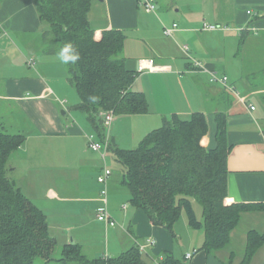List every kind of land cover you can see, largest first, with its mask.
Returning <instances> with one entry per match:
<instances>
[{
	"label": "crops",
	"instance_id": "obj_1",
	"mask_svg": "<svg viewBox=\"0 0 264 264\" xmlns=\"http://www.w3.org/2000/svg\"><path fill=\"white\" fill-rule=\"evenodd\" d=\"M212 5L213 11L208 15L189 3H184L182 10L177 0H155L154 11L146 10L141 0L92 1L88 19L95 36L113 28L123 31L120 54L125 67L135 73L131 89L144 95L147 106L144 112L119 113L112 120L107 130L111 145L107 155L115 160L113 149L134 148L173 114L187 119L195 112L203 113L209 124L202 145L214 147L215 117L222 113L229 147L224 204H263L264 65L256 64H264V0H218ZM203 22L218 27L204 29ZM165 27L172 28L170 34L164 32ZM39 30L34 0H0V62L7 60L6 75L0 73V90L2 87L6 91L0 92V100L12 101L22 108L33 129L0 122L8 132L25 134L22 146L8 160H13V179L21 191L34 172L39 175V168L53 170L58 163V228L63 232L67 228L80 230L83 235L74 242L80 250L88 249V257L83 255L87 260L98 259L102 263L105 257H116L144 244L145 250L139 251L144 264H241L248 233L264 231L263 209L250 207L242 211L229 233L227 246L208 252L203 247L204 231L190 228L185 214L169 230L154 225L143 209L133 205L116 160L118 171L112 173L106 184L98 181L104 166L102 157L88 147L86 136L102 139L104 124L96 127L89 114L76 107L80 99L68 79L66 64L57 55L43 52ZM15 50L28 58L35 57V68H28L31 66L22 59L12 61ZM256 55L258 62L254 63ZM124 120L134 128L131 145H124L116 135ZM209 132H214L213 138L208 137ZM37 149L41 151L40 163ZM65 174L67 179L63 178ZM104 188L106 196L101 193ZM50 193H55L52 188L47 190ZM104 208L115 225L97 215ZM59 215L74 217L75 225L62 227L59 222L63 217ZM256 217L262 223L260 229L252 221ZM242 222L248 223V227L236 235ZM96 227L101 235V231L108 235V254H100L101 241L96 244L84 236L92 234ZM59 236L63 246L72 241L64 233ZM150 240L153 243H148ZM187 252H193L189 259L184 258ZM259 252L263 256L258 264L264 262L262 245L249 264Z\"/></svg>",
	"mask_w": 264,
	"mask_h": 264
},
{
	"label": "trees",
	"instance_id": "obj_2",
	"mask_svg": "<svg viewBox=\"0 0 264 264\" xmlns=\"http://www.w3.org/2000/svg\"><path fill=\"white\" fill-rule=\"evenodd\" d=\"M92 1L34 0V6L43 52L57 55L65 44L79 52L75 64H66L68 79L80 99L76 107L86 111L91 122L101 128L100 111L113 108L117 113H136L146 111L147 106L144 95L131 89L135 73L125 67L120 54L123 31L113 28L95 36L88 19ZM90 97L98 99L92 102ZM215 118L214 147L201 144L209 124L203 113L195 112L187 119L173 114L134 148L113 149L132 204L143 209L154 225L169 230L183 212L190 228L204 231L203 247L208 252L227 246L242 211L250 207L264 210V203L224 204L229 147L225 117L218 113ZM24 140V135L0 126V264H34L36 258L48 261L56 247L46 214L10 176L13 168L9 156ZM193 203L200 206L201 217ZM262 245L264 231H250L241 264H249ZM62 255L59 261L67 264H144L136 246L100 263L84 258L80 247L71 241L63 246Z\"/></svg>",
	"mask_w": 264,
	"mask_h": 264
},
{
	"label": "rangeland",
	"instance_id": "obj_3",
	"mask_svg": "<svg viewBox=\"0 0 264 264\" xmlns=\"http://www.w3.org/2000/svg\"><path fill=\"white\" fill-rule=\"evenodd\" d=\"M177 1H178V5H181L182 10H184V8H183L184 3H189L190 7H192V8H199L200 7V10L204 9L206 11V13L209 15V13H211L213 11V8H214L212 4L218 0H177ZM185 5L187 6V4H185ZM175 9H177V8H175ZM216 10H218V9L216 8ZM262 40H264V39H262ZM260 43H262V41ZM16 52H18V53H16ZM257 53L258 52H255V54H257ZM30 57L35 59V57H32V56H30ZM11 58H12V61H14V62L16 60L20 61L21 59L23 61H26L28 59V56L25 55L24 53L19 52L18 50H15V54ZM6 61L7 60L0 62V70H3V71H0V73H3L4 75H6V73H7V69L5 67L6 63H7ZM255 62H258L257 55H256V58L254 60V63ZM3 63H4V65H3ZM26 64H27V61H26ZM261 65H264V64L263 63L262 64L257 63L256 67H259ZM28 68L34 69L35 66L33 65L31 67H28ZM66 70H67V66H66ZM55 71H58V65L55 66ZM9 73H10V70H9ZM62 73H63V70H62ZM0 92L3 93L6 91L1 87ZM74 92H75L77 98H79L75 89H74ZM65 106H67V104ZM21 111H23V109L14 105V103H12V101L6 102L5 100H0V122L1 121L4 122V125H6V126H8V125H13L15 127L23 126V127H25V129H27V128L32 129V127L29 123V119L27 118L26 114L24 112H21ZM104 111L105 112H112L113 111L114 112L113 119L119 115V113H117V111L115 112L113 108H110V109H107ZM118 122H120V121H118ZM124 122H125V120L123 121L122 127L117 129L116 135H117V137H119L123 141L124 145H127L130 143L131 139L133 138L132 133L134 131V128L132 127V125H127ZM26 125H28V127ZM110 125H112V124H110ZM105 129L106 128H104V133H105ZM213 135H214V132L213 133L209 132L208 137L210 138V136H211L213 138ZM108 136L110 137V133L108 134ZM103 137H104V134L102 136V140H103ZM201 141H202V139H201ZM109 145H110V139H109ZM129 145H131V144H129ZM36 151L38 153V163H40L41 161L39 160V153L41 151L38 149ZM12 161L13 160H10L8 162L10 166L12 165ZM103 165H104V162L102 160L101 166H103ZM106 165L110 169L111 175L113 172L118 171L119 165L113 159V157L110 158L109 154L106 155ZM50 169H51L50 167L39 168V170H40L39 175L38 176L35 175V172H34L32 174V180H29V182L25 184L24 187H26V188H23L24 192L22 191L23 193H25L27 195L28 198L32 199L44 211V213L47 216L49 233L56 238V247H55L54 253L52 255V259L47 261V260H44L42 258H36L34 264H67V263L59 261L60 258L63 257V255H62L63 242L61 241V237L59 235L64 233V235L66 236V238L68 240L70 239L74 242L75 239H76V241L78 239H81V235H83V234H81V232L78 228H67L68 226H74L75 220L73 219L74 217L69 218L66 215L65 216L59 215L60 217L61 216L63 217L62 219H60L59 224L62 225V227L67 228V231L63 232L64 230H60L58 228V163L55 166H53V168H52L53 170H50ZM111 175H110V177H111ZM10 176L12 178H15L14 174H11ZM34 178H36V179H34ZM63 178L67 179L68 175L67 174L63 175ZM49 188H52L56 194L55 193L47 194V190ZM193 207L195 209L197 216L201 217L200 216L201 215L200 206L197 203H193ZM182 218H185L184 213H182L180 215L178 220H182ZM252 221H254V225H256L255 228L260 229L262 223L260 224L261 221H260L259 217H256V219H254ZM247 225H248V223H246V222H245V224L243 222L240 223L237 226L236 235L239 234V232L242 233L244 231V227H248ZM100 230H101V228H100ZM93 231L94 232L92 233L93 234L92 238L90 237V235H92V234H89V233H86V234L84 233V236H86V237L89 236V239H91L92 242L96 243V244H98L97 241H101L99 243L101 245L100 254H108V251H106L107 236L108 235L107 234L104 235V233L102 231H101V233H102V235H101L98 227H96ZM71 235L74 236V238ZM236 235H235V237H236ZM69 236H70V238H69ZM237 241L240 242L241 240L237 239ZM236 250H237L236 251L237 253L241 252L239 246H236ZM88 252H89L88 249L83 248L82 250H80V253L82 255L87 256V257H88L87 254H89ZM261 254L263 256V253H260V252L257 253V256L255 257L254 261H252L251 264H258ZM68 264H77V263L75 261H69Z\"/></svg>",
	"mask_w": 264,
	"mask_h": 264
},
{
	"label": "built area",
	"instance_id": "obj_4",
	"mask_svg": "<svg viewBox=\"0 0 264 264\" xmlns=\"http://www.w3.org/2000/svg\"><path fill=\"white\" fill-rule=\"evenodd\" d=\"M141 2L144 4L146 10L148 11H154L155 10V0H141ZM247 12H250L249 10ZM176 25L173 24V28L175 27ZM202 27L204 29H208V30H212V29H216L218 26L216 24H212V23H208V22H203L202 24ZM171 30L172 28L170 27H165L164 28V32L166 34H170L171 33ZM184 49L187 51L188 50V46H184ZM27 64L29 66H33L35 65V61L29 57L27 60ZM196 64H199L198 62H196ZM214 77V76H213ZM226 80V76H223L222 77V81L225 82ZM251 109H253L254 107L253 106H250ZM100 116L102 118V121H103V124H104V127L106 128L105 129V133H104V137H103V140L102 139H99L97 137H95L94 135H87L86 138H87V145L88 147L91 149V150H94V151H98L102 157V160L104 162V166H103V170L101 172V174H99L98 176V181L101 183V184H106L110 175H111V171L110 169L108 168V166L106 165V155L108 153V150H109V137H108V128L113 120V116H114V112H105V111H101L100 112ZM102 195L103 196H106L107 194V191L106 189L104 188L102 191H101ZM97 215L101 218H103L104 220H106L107 223H109V225L113 226L115 225V222L114 220L110 217L108 211L106 210V208L104 209H100L97 213ZM148 243H153V240H150ZM137 249L142 252L145 250V245L144 244H137ZM193 252H187L184 256L185 259H189L191 258ZM109 257H105V260L108 259Z\"/></svg>",
	"mask_w": 264,
	"mask_h": 264
},
{
	"label": "clouds",
	"instance_id": "obj_5",
	"mask_svg": "<svg viewBox=\"0 0 264 264\" xmlns=\"http://www.w3.org/2000/svg\"><path fill=\"white\" fill-rule=\"evenodd\" d=\"M58 59L61 63L68 64L69 62L75 64V62L80 58L79 52L71 44H65L61 47L57 53ZM98 97H90L92 102H95Z\"/></svg>",
	"mask_w": 264,
	"mask_h": 264
}]
</instances>
